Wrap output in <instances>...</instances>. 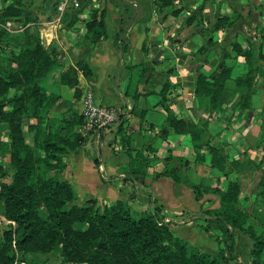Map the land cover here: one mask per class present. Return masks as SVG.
<instances>
[{
    "label": "crops",
    "instance_id": "0c3cea01",
    "mask_svg": "<svg viewBox=\"0 0 264 264\" xmlns=\"http://www.w3.org/2000/svg\"><path fill=\"white\" fill-rule=\"evenodd\" d=\"M60 1L30 0L36 21L12 20L15 27L6 30L19 32L23 29L18 25L32 23L42 45L56 55L58 65L43 82L58 95L49 111L51 123L69 105L80 112L86 89L97 103L116 106L123 115L114 128L85 131L81 125L83 140L63 155L60 176L73 186L76 203L94 198L102 206L120 199L136 211L153 210L181 239L217 255L224 243L219 245L216 236L222 240L223 234L201 227L206 224L201 211L219 206L209 189H224L229 180H237L239 207L249 213L250 223L264 226V0H174L165 8L155 6L154 0H73L78 6L64 11L58 10ZM93 16L102 17L105 27L95 42L86 39ZM220 16L234 18L233 24L212 30ZM235 45L251 50L250 65ZM223 65L230 68V77L213 108L207 97L196 93L195 84L199 74H217ZM250 67L257 69L251 74L253 94L250 108L243 109L237 106L243 89L234 79ZM67 70L76 86L62 80ZM169 115L203 129L200 140L228 158L225 172L211 165L206 149L200 150L203 159H196L191 135L167 127ZM29 134L26 140L32 144ZM137 150L149 161L144 175L129 172V153ZM177 156L188 163L180 166L171 159ZM167 164L179 167L180 181L153 177ZM192 185L202 189L199 199ZM249 249L246 237L235 234L233 251H225L226 264L247 261Z\"/></svg>",
    "mask_w": 264,
    "mask_h": 264
},
{
    "label": "trees",
    "instance_id": "16d2710c",
    "mask_svg": "<svg viewBox=\"0 0 264 264\" xmlns=\"http://www.w3.org/2000/svg\"><path fill=\"white\" fill-rule=\"evenodd\" d=\"M173 1L154 0V4L165 8L171 7ZM29 7L30 0H0V130L6 131V138L0 139V156L9 158V167L3 175L10 177V181L0 182V216L3 221L14 222L0 231V264H15L16 249L24 254L54 253L60 257L61 264H226L229 257L225 251H233L235 234L245 236L250 244L247 261L241 264H264V226L250 223L249 213L239 207L237 180H229L224 189H209L218 197L219 206L201 211L206 220L201 227L205 231L217 229L223 234L222 240L216 236L219 245L224 243L217 255L181 239L169 224L158 222L153 210L136 211L120 199L102 206L94 198L76 203L73 186L60 173L65 166L63 155L83 140L78 131L83 117L69 105L57 122L49 121V111L58 95L47 91L43 82L58 65L55 53L42 45L34 24L14 33L1 26L6 20L22 24L35 22ZM178 12L179 9L171 10L173 14ZM192 19L188 18L187 22ZM233 22L234 18L220 16L212 30L229 27ZM104 33L102 17L96 20L93 16L87 23V41L95 42ZM234 48L250 65L251 50L237 45ZM81 68L84 74L88 73L84 66ZM256 70L250 67L245 75L234 79V84L243 89L238 107L250 108L251 74ZM229 77L230 68L225 65L217 74H199L195 91L207 97L216 108ZM62 80L71 86L78 83L68 70ZM75 89L78 96L79 90ZM166 90L164 87L162 105H165ZM31 119L35 122L31 123ZM166 124L175 133L191 135L197 160L203 159L200 150L206 149L211 154V165L225 172L228 158L200 140L203 129L199 125L173 115H169ZM25 127L33 134L32 144L26 140ZM129 157L132 163L129 172L144 175L143 169L149 161L142 152H130ZM171 159L180 166L188 163L179 156ZM165 175L176 181L182 179L179 167L174 164H167L153 177ZM262 183L260 194L264 198V179ZM192 188L199 199L202 189L198 185Z\"/></svg>",
    "mask_w": 264,
    "mask_h": 264
},
{
    "label": "built area",
    "instance_id": "2783aa9c",
    "mask_svg": "<svg viewBox=\"0 0 264 264\" xmlns=\"http://www.w3.org/2000/svg\"><path fill=\"white\" fill-rule=\"evenodd\" d=\"M69 6L76 8L78 3L73 0H61L58 4V10L64 11ZM1 25L9 31H11V28L15 27L12 20H6ZM17 28L21 30L24 28V25L20 24ZM81 101L82 106L80 113L83 117L82 127L85 131L114 128L118 126L119 122L122 120L123 115L116 106L97 103L90 89H86L83 92Z\"/></svg>",
    "mask_w": 264,
    "mask_h": 264
},
{
    "label": "rangeland",
    "instance_id": "374dc122",
    "mask_svg": "<svg viewBox=\"0 0 264 264\" xmlns=\"http://www.w3.org/2000/svg\"><path fill=\"white\" fill-rule=\"evenodd\" d=\"M83 129V127H82ZM112 130V129H110ZM25 136L26 138L30 136L28 131H25ZM6 138V131L5 130H0V139H5ZM9 167V158L8 156H0V182L2 181H10L9 176H4L3 172H5ZM9 174L12 172L11 170L8 171ZM157 218V217H156ZM157 220L161 223H165L164 221L160 220L157 218ZM168 224V223H165ZM10 225H14L13 221H3L0 216V231L4 228H9ZM170 225V224H169ZM171 227V226H170ZM13 245L15 246V242L13 240ZM16 261L15 264H61V260L59 256H56L54 253L51 254H42L40 252H26L25 254L22 253L23 251L17 250L16 249ZM23 254L24 258L23 259ZM73 264H87V263H73Z\"/></svg>",
    "mask_w": 264,
    "mask_h": 264
},
{
    "label": "water",
    "instance_id": "95a60500",
    "mask_svg": "<svg viewBox=\"0 0 264 264\" xmlns=\"http://www.w3.org/2000/svg\"><path fill=\"white\" fill-rule=\"evenodd\" d=\"M160 53H161V50H159V51L154 55L153 59L156 60L157 57L160 55Z\"/></svg>",
    "mask_w": 264,
    "mask_h": 264
}]
</instances>
